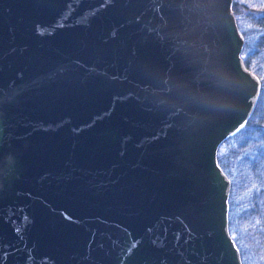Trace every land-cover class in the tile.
Segmentation results:
<instances>
[{
	"label": "water",
	"instance_id": "obj_1",
	"mask_svg": "<svg viewBox=\"0 0 264 264\" xmlns=\"http://www.w3.org/2000/svg\"><path fill=\"white\" fill-rule=\"evenodd\" d=\"M233 0H0V264H243L219 145L261 81Z\"/></svg>",
	"mask_w": 264,
	"mask_h": 264
},
{
	"label": "trees",
	"instance_id": "obj_2",
	"mask_svg": "<svg viewBox=\"0 0 264 264\" xmlns=\"http://www.w3.org/2000/svg\"><path fill=\"white\" fill-rule=\"evenodd\" d=\"M254 1V3H249L246 7L247 11H250L249 15H251V13L252 15L256 13H263L264 4L262 1L261 3L260 1ZM232 8L237 20V24L240 27V22H242V20L236 11L235 3L232 5ZM259 25L260 24H257L258 29L262 33L260 35L259 42L255 44V51H250L248 53L250 55L245 53V47L247 46L246 41L244 42L242 56L246 67L254 71L259 76L262 83L261 92L256 106L246 125L236 134L225 139L220 144L217 151L218 163L229 177L231 183L229 195L228 227L229 232L236 243L238 238L236 237L234 228H236V222L238 223L239 218L241 217V215H239V211L241 209L240 207L244 206L248 207L245 211V214L247 213L250 216V219L252 217H256L260 220L258 227H260L263 231L261 235L262 241H264V81L262 80L260 73L252 67L254 64L252 63L254 56L258 57L259 54H261V57L258 59L260 61H264V48H262L264 45V27L260 26L259 28ZM262 97L263 105L262 102L260 104ZM252 157L254 158L251 159ZM244 167L247 168V170H245ZM244 171L246 172L244 173ZM248 184H251L252 186L253 195H250L249 198L245 199L244 195H242V199H239V193L242 191L239 190V186H247ZM248 222H252V220H248ZM251 234L254 236L257 233L254 232V234ZM240 253L242 256V251H240ZM242 262L245 264L243 256Z\"/></svg>",
	"mask_w": 264,
	"mask_h": 264
},
{
	"label": "rangeland",
	"instance_id": "obj_3",
	"mask_svg": "<svg viewBox=\"0 0 264 264\" xmlns=\"http://www.w3.org/2000/svg\"><path fill=\"white\" fill-rule=\"evenodd\" d=\"M256 1H260V3L262 1V3L264 4V0H256ZM252 2L254 3L255 1L254 0H233V3H232V5H234L235 3L236 11L238 12V15L241 17V20H242V22H240L239 29H240V32L244 34L243 36H245L244 42L247 41V46L245 47V53H247V55H250L248 54L250 51L251 52L253 50L255 51V44L259 42L260 35L262 33L258 29L257 24H260L259 28L260 26L264 27V12L256 13L253 15L251 13V15H249L250 11H247L246 7L248 6L249 3H252ZM262 48H264V45ZM263 55H264V52H263ZM260 57H261V54H259L258 57L254 56V59L252 62L254 64L252 67L253 69L257 70L260 73V76L262 77V80L264 81V61H260L258 59ZM263 93H264V89H263ZM261 102L263 105V97L261 98L260 104ZM253 158L254 157H252L251 159ZM245 170H247V168H245ZM245 172L246 171H244V173ZM239 187H240L239 190H242L239 193V199H242L241 197L242 195H244V199L249 198L250 195H253L251 184H248L247 186H242V187L239 186ZM240 208L241 209L239 211V215H241V217L239 218L238 223L236 222V228H234L236 232V237L238 238L236 240L237 243L236 242L235 243L237 247L239 248V251H242V254H243L242 256H243V260L245 264H264V241H262V235H261L263 231L260 227H258V223L260 224V220L256 217H252L250 219V216L247 213L245 214V211L247 210L248 207L244 206ZM248 220H252V222H248ZM254 232L257 234L253 236L251 233L254 234Z\"/></svg>",
	"mask_w": 264,
	"mask_h": 264
}]
</instances>
